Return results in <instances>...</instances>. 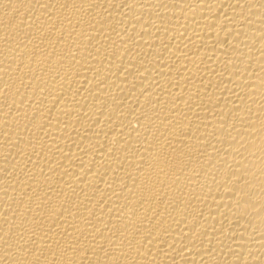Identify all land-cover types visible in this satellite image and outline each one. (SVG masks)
<instances>
[{
  "label": "bare ground",
  "instance_id": "obj_1",
  "mask_svg": "<svg viewBox=\"0 0 264 264\" xmlns=\"http://www.w3.org/2000/svg\"><path fill=\"white\" fill-rule=\"evenodd\" d=\"M0 264H264V0H0Z\"/></svg>",
  "mask_w": 264,
  "mask_h": 264
}]
</instances>
